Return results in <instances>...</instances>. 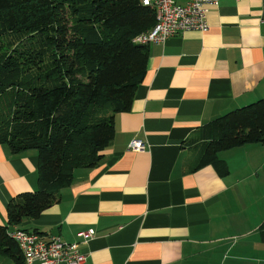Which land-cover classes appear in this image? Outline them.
Segmentation results:
<instances>
[{
    "label": "crops",
    "instance_id": "crops-1",
    "mask_svg": "<svg viewBox=\"0 0 264 264\" xmlns=\"http://www.w3.org/2000/svg\"><path fill=\"white\" fill-rule=\"evenodd\" d=\"M208 23L149 45L144 80L131 111L116 114L99 166L76 170L23 229L77 244L83 264H264V146L222 152L225 177L194 170L198 131L264 98V0H220ZM136 140L145 150H129ZM38 168L36 150L0 144V226L13 198L38 190ZM88 230L92 239L78 236ZM0 264L16 262L0 253Z\"/></svg>",
    "mask_w": 264,
    "mask_h": 264
},
{
    "label": "trees",
    "instance_id": "trees-1",
    "mask_svg": "<svg viewBox=\"0 0 264 264\" xmlns=\"http://www.w3.org/2000/svg\"><path fill=\"white\" fill-rule=\"evenodd\" d=\"M155 23L144 0H0V144L39 157L38 190L13 198L0 226V253L16 264L10 229L56 204L115 139V116L131 111L147 72L149 45L134 39ZM195 141L194 170L229 175L222 152L264 146V98L207 123Z\"/></svg>",
    "mask_w": 264,
    "mask_h": 264
},
{
    "label": "built area",
    "instance_id": "built-area-1",
    "mask_svg": "<svg viewBox=\"0 0 264 264\" xmlns=\"http://www.w3.org/2000/svg\"><path fill=\"white\" fill-rule=\"evenodd\" d=\"M156 13L153 28L134 39L142 45L165 43L169 38L186 30L208 32V9L220 0H144ZM146 148L143 141H133L129 150L139 152ZM94 230L79 233L85 241L92 239ZM10 237L18 244L25 264H83L86 260L77 244L64 241L60 236H46L38 232L16 229Z\"/></svg>",
    "mask_w": 264,
    "mask_h": 264
},
{
    "label": "rangeland",
    "instance_id": "rangeland-1",
    "mask_svg": "<svg viewBox=\"0 0 264 264\" xmlns=\"http://www.w3.org/2000/svg\"><path fill=\"white\" fill-rule=\"evenodd\" d=\"M263 179H264V177L261 180L262 182L260 181L262 183V189H261L262 191L260 192V194H258L257 203L258 202L264 203V184H263L264 180Z\"/></svg>",
    "mask_w": 264,
    "mask_h": 264
}]
</instances>
